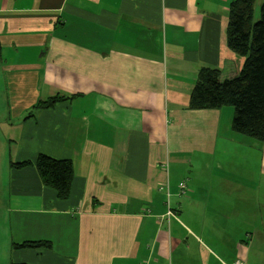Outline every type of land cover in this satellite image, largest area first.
<instances>
[{"label": "crops", "instance_id": "crops-1", "mask_svg": "<svg viewBox=\"0 0 264 264\" xmlns=\"http://www.w3.org/2000/svg\"><path fill=\"white\" fill-rule=\"evenodd\" d=\"M230 2L0 0V264H264V143L190 108L201 68L244 65Z\"/></svg>", "mask_w": 264, "mask_h": 264}, {"label": "trees", "instance_id": "trees-1", "mask_svg": "<svg viewBox=\"0 0 264 264\" xmlns=\"http://www.w3.org/2000/svg\"><path fill=\"white\" fill-rule=\"evenodd\" d=\"M258 0H231L227 45L245 58L241 71L228 78L221 77V70L213 67L201 68L190 98V108L218 109L230 106L234 109L232 128L243 135L264 143V0L257 17ZM67 99L55 96L40 101L35 108H50ZM32 114V112H31ZM31 161L13 163L25 167ZM43 183L57 192L58 198L70 197L75 175L70 159H57L40 154L35 162ZM51 247L48 242L14 243L15 249ZM17 264V263H13Z\"/></svg>", "mask_w": 264, "mask_h": 264}, {"label": "rangeland", "instance_id": "rangeland-1", "mask_svg": "<svg viewBox=\"0 0 264 264\" xmlns=\"http://www.w3.org/2000/svg\"><path fill=\"white\" fill-rule=\"evenodd\" d=\"M262 0H258L257 1V5H256V7H257V17H259L260 16V14H259V12H260V6H261V2ZM2 87V84H1V81H0V88ZM229 108H231V109H233L232 107H229ZM234 110V109H233ZM228 117V116H227ZM227 117L226 118H224V120H223V123H224V125H225V122L227 123ZM223 128H224V126H223ZM244 261V260H243Z\"/></svg>", "mask_w": 264, "mask_h": 264}, {"label": "built area", "instance_id": "built-area-1", "mask_svg": "<svg viewBox=\"0 0 264 264\" xmlns=\"http://www.w3.org/2000/svg\"><path fill=\"white\" fill-rule=\"evenodd\" d=\"M187 187V184L183 185V189L185 190ZM233 264H247L245 261L243 260H237L236 262H234Z\"/></svg>", "mask_w": 264, "mask_h": 264}]
</instances>
